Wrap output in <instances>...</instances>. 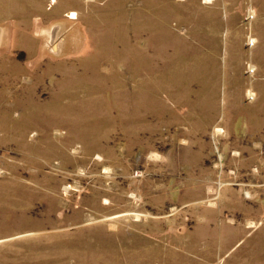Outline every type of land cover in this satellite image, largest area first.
<instances>
[{
    "label": "rangeland",
    "instance_id": "374dc122",
    "mask_svg": "<svg viewBox=\"0 0 264 264\" xmlns=\"http://www.w3.org/2000/svg\"><path fill=\"white\" fill-rule=\"evenodd\" d=\"M0 264H264V0H0Z\"/></svg>",
    "mask_w": 264,
    "mask_h": 264
},
{
    "label": "bare ground",
    "instance_id": "6f19581e",
    "mask_svg": "<svg viewBox=\"0 0 264 264\" xmlns=\"http://www.w3.org/2000/svg\"><path fill=\"white\" fill-rule=\"evenodd\" d=\"M52 29V28H51ZM49 31H50V29H49ZM48 33H50V32H48ZM49 35V34H48ZM56 36V35H55ZM58 39H59V37H58ZM55 41V40H54ZM52 44H53V42H51V37L49 36V37H47L46 38V42H45V46L51 51V48H52ZM60 44V43H59ZM55 45V44H54ZM58 47H59V45H58ZM56 51V50H55ZM55 51H53V52H55Z\"/></svg>",
    "mask_w": 264,
    "mask_h": 264
}]
</instances>
